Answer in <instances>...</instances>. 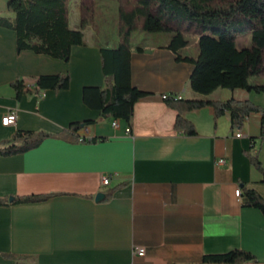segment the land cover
I'll use <instances>...</instances> for the list:
<instances>
[{
  "label": "crops",
  "instance_id": "crops-1",
  "mask_svg": "<svg viewBox=\"0 0 264 264\" xmlns=\"http://www.w3.org/2000/svg\"><path fill=\"white\" fill-rule=\"evenodd\" d=\"M8 2L0 0L3 17L13 16ZM122 2L115 0L109 18L98 23H80V8L73 25L68 12L71 28L82 30L85 38L68 62L18 52L16 32L0 26V142L19 130L61 134L72 123L88 120L94 122L80 135L106 138L50 137L27 152L0 155V198L9 201L0 205V264H201L204 255L233 249L256 256L257 262L244 264H264V216L235 194L238 188L255 189L264 198L262 175L247 155H257L264 166L261 114L251 113L243 128L233 131L229 114L216 119L214 108L205 106L185 113L197 131L189 135L176 128L178 112L164 100L172 95L264 106V93L218 88L198 94L190 85L194 64L178 61L166 48L169 40L146 47L129 40L132 84L149 93L135 104L132 119H117L113 127L114 118L84 104V87L106 85L100 49L118 47L126 34L118 32L119 25H127L121 20ZM139 8L141 0H136L124 11ZM111 25L113 34L107 30ZM186 48L184 55L197 56ZM59 73L70 75L68 89L17 98L10 86L18 79L33 86L36 77ZM251 83L264 84V66ZM11 109L17 122L4 126L2 118ZM218 159L227 163L217 166ZM104 176L112 178L109 186L103 185ZM99 193L110 197L96 201ZM30 195L50 198L14 202ZM138 247L145 255L135 252Z\"/></svg>",
  "mask_w": 264,
  "mask_h": 264
},
{
  "label": "trees",
  "instance_id": "trees-1",
  "mask_svg": "<svg viewBox=\"0 0 264 264\" xmlns=\"http://www.w3.org/2000/svg\"><path fill=\"white\" fill-rule=\"evenodd\" d=\"M217 0H141L142 8L132 14L124 9L121 19L129 29L138 16L144 19V29L150 33H169L166 48L177 55L178 61L191 62L194 71L191 89L201 95H210L218 88L236 89L264 93V84H253L251 78L262 72L264 65V0H223L227 6L212 7ZM232 1V2H231ZM8 9L12 17L0 14V26L16 32L17 51L30 50L68 62L74 46L85 42L82 30L73 29L68 19V0H9ZM170 22H188L200 30L196 57L184 55L182 50L189 40L180 29H174ZM85 24V23H84ZM86 25V24H85ZM251 29L252 46L240 48L237 35ZM128 33L116 48H101L105 87L86 86L83 102L91 109L99 110L104 116L130 121L135 104L149 93L133 86L131 80V48ZM71 77L67 73L40 75L29 85L24 79L13 81L10 86L17 98L26 93L43 90L60 91L70 87ZM167 105L178 112L176 128L189 135L197 133L195 125L185 113L205 106L214 108L215 118L229 114L233 131L243 128L251 113L261 114V137L264 139V106L251 101L231 99L225 102L206 99H182L175 96L164 98ZM94 121L74 122L61 134L46 131H17L11 139L0 142V155L10 156L38 147L45 139L60 137L69 141H80V130ZM106 138L93 137L83 141L98 142ZM251 164L261 173L264 182V166L257 155L247 153ZM107 194L104 200L108 199ZM244 205L259 209L264 216V198L255 189L242 191ZM50 195L16 197L15 203L41 202ZM0 198V205L8 204ZM6 258H17L4 254ZM24 257H18L23 259ZM257 262L256 256L243 249L226 253L204 255L201 264H244ZM19 264H25L19 261Z\"/></svg>",
  "mask_w": 264,
  "mask_h": 264
},
{
  "label": "rangeland",
  "instance_id": "rangeland-1",
  "mask_svg": "<svg viewBox=\"0 0 264 264\" xmlns=\"http://www.w3.org/2000/svg\"><path fill=\"white\" fill-rule=\"evenodd\" d=\"M83 1V2H82ZM79 2V3H78ZM232 2V1H231ZM230 2L217 0L210 3L212 7H222L227 6ZM115 4V0H68V12L69 17L75 24L76 17H80V8L83 9V19L78 18L77 23L82 22L83 25L86 23H98L102 18L106 16L108 12H111L113 9V5ZM124 9L130 11L136 6V0H123L121 3ZM114 10V9H113ZM79 14V15H78ZM109 15L106 16L105 19H108ZM83 20V21H82ZM122 20V19H121ZM142 18H138L134 24V27L129 29L127 25H119V35L122 36L125 32L128 33V38H130V45H138V46H149L154 43H157L160 40H169V33H150L146 30H142ZM124 22V21H123ZM85 23V24H84ZM174 29H180L183 31L186 38L189 40V45L186 48V51L191 53H198L197 47V32H200L198 27L194 24H190L188 22H170L169 24ZM116 29V25L114 26ZM113 25L109 26L107 30L113 34ZM251 29L247 28V32H244L242 35H237V42L240 48L251 47L252 46V37H251ZM185 52V49L182 51ZM264 66V65H263Z\"/></svg>",
  "mask_w": 264,
  "mask_h": 264
},
{
  "label": "built area",
  "instance_id": "built-area-1",
  "mask_svg": "<svg viewBox=\"0 0 264 264\" xmlns=\"http://www.w3.org/2000/svg\"><path fill=\"white\" fill-rule=\"evenodd\" d=\"M166 98V96L164 97ZM177 98H181V97H177ZM17 119H18V114H17V111L14 110V109H11L9 110L2 118V124L4 126H9V125H14L16 122H17ZM113 127H117L119 125L118 123V120L115 119L112 123ZM128 132H129V129H128ZM237 137H241L242 136V133L241 132H238L236 134ZM87 138L86 136L82 135L80 141H83V139ZM88 139V138H87ZM227 161L226 159H218L216 161V164L217 166L219 165H223V164H226ZM111 180L112 178L110 176H104L103 179H102V182H103V185L104 186H109L111 184ZM235 194L238 196V197H241L242 196V190L240 188L236 189L235 191ZM135 252L140 255V256H143L145 255V249L144 248H141V247H138Z\"/></svg>",
  "mask_w": 264,
  "mask_h": 264
},
{
  "label": "water",
  "instance_id": "water-1",
  "mask_svg": "<svg viewBox=\"0 0 264 264\" xmlns=\"http://www.w3.org/2000/svg\"><path fill=\"white\" fill-rule=\"evenodd\" d=\"M104 197H105V194H104V193H99V194L96 196V201H100V200H102ZM10 200H14V198L12 197Z\"/></svg>",
  "mask_w": 264,
  "mask_h": 264
}]
</instances>
